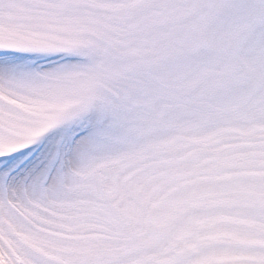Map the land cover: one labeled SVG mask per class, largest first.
I'll use <instances>...</instances> for the list:
<instances>
[{
	"label": "snow or ice",
	"instance_id": "6c2138e0",
	"mask_svg": "<svg viewBox=\"0 0 264 264\" xmlns=\"http://www.w3.org/2000/svg\"><path fill=\"white\" fill-rule=\"evenodd\" d=\"M0 264H264V0H0Z\"/></svg>",
	"mask_w": 264,
	"mask_h": 264
}]
</instances>
